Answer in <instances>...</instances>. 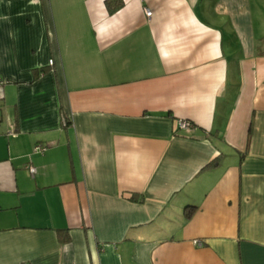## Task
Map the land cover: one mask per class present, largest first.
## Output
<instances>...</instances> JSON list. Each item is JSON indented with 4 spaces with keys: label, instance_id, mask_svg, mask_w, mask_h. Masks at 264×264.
Masks as SVG:
<instances>
[{
    "label": "crops",
    "instance_id": "1",
    "mask_svg": "<svg viewBox=\"0 0 264 264\" xmlns=\"http://www.w3.org/2000/svg\"><path fill=\"white\" fill-rule=\"evenodd\" d=\"M118 1L0 0V264H264V0Z\"/></svg>",
    "mask_w": 264,
    "mask_h": 264
},
{
    "label": "built area",
    "instance_id": "2",
    "mask_svg": "<svg viewBox=\"0 0 264 264\" xmlns=\"http://www.w3.org/2000/svg\"><path fill=\"white\" fill-rule=\"evenodd\" d=\"M144 12L146 14L147 17H150L151 16V11L147 8L144 9ZM49 64L51 65L52 64V60L49 61ZM177 126H178V129H187L189 128L191 125L189 122L185 121V120H179L177 122ZM46 149L45 146H42V145H35L33 150L34 152H43L44 150ZM28 171L30 173V175L32 176L35 172H36V168L34 166H28Z\"/></svg>",
    "mask_w": 264,
    "mask_h": 264
},
{
    "label": "trees",
    "instance_id": "3",
    "mask_svg": "<svg viewBox=\"0 0 264 264\" xmlns=\"http://www.w3.org/2000/svg\"><path fill=\"white\" fill-rule=\"evenodd\" d=\"M117 3L118 4L116 5V7L120 6L122 2L119 0ZM256 43H257V46H256L257 54L260 56L264 55V36L258 37L256 39ZM130 198H133V196H130ZM193 210H194L193 206L185 208L184 215L186 216V218L191 217Z\"/></svg>",
    "mask_w": 264,
    "mask_h": 264
},
{
    "label": "rangeland",
    "instance_id": "4",
    "mask_svg": "<svg viewBox=\"0 0 264 264\" xmlns=\"http://www.w3.org/2000/svg\"><path fill=\"white\" fill-rule=\"evenodd\" d=\"M116 10H118V8H117L116 6H114V8H113V9H110L109 11H110V12H114V11H116Z\"/></svg>",
    "mask_w": 264,
    "mask_h": 264
}]
</instances>
